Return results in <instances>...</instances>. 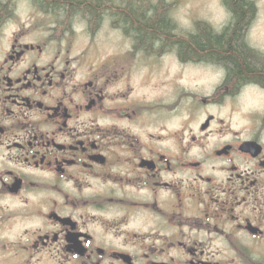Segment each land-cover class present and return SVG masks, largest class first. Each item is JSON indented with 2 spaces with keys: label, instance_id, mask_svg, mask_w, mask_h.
Instances as JSON below:
<instances>
[{
  "label": "flooded vegetation",
  "instance_id": "af4514ba",
  "mask_svg": "<svg viewBox=\"0 0 264 264\" xmlns=\"http://www.w3.org/2000/svg\"><path fill=\"white\" fill-rule=\"evenodd\" d=\"M0 264H264V85L0 0Z\"/></svg>",
  "mask_w": 264,
  "mask_h": 264
},
{
  "label": "trees",
  "instance_id": "16d2710c",
  "mask_svg": "<svg viewBox=\"0 0 264 264\" xmlns=\"http://www.w3.org/2000/svg\"><path fill=\"white\" fill-rule=\"evenodd\" d=\"M55 12L61 24L75 14L89 19L91 26L99 23L105 14L111 15L133 35L138 45L148 49L176 47L182 59H208L221 64L228 74V81L238 88L247 82L264 85V60L258 58L244 41L246 29L255 13L252 0H225L231 22L221 34H215L204 23H197L194 34L178 41L173 35L168 7L159 4L142 6L123 4L117 7L112 0H41ZM175 39V40H174Z\"/></svg>",
  "mask_w": 264,
  "mask_h": 264
},
{
  "label": "rangeland",
  "instance_id": "374dc122",
  "mask_svg": "<svg viewBox=\"0 0 264 264\" xmlns=\"http://www.w3.org/2000/svg\"><path fill=\"white\" fill-rule=\"evenodd\" d=\"M166 1L173 21L185 29L192 24L204 23L220 30L232 20L224 3L225 0H165V3ZM252 1L255 5V13L248 26L250 28L249 43L252 46L264 48V0ZM261 99L262 97L258 94L248 93L247 97L243 95L237 101L238 106H247ZM244 103L247 104L243 105Z\"/></svg>",
  "mask_w": 264,
  "mask_h": 264
}]
</instances>
